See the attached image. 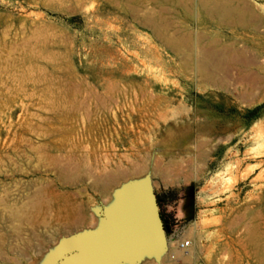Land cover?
I'll use <instances>...</instances> for the list:
<instances>
[{
	"label": "rangeland",
	"instance_id": "374dc122",
	"mask_svg": "<svg viewBox=\"0 0 264 264\" xmlns=\"http://www.w3.org/2000/svg\"><path fill=\"white\" fill-rule=\"evenodd\" d=\"M245 1L256 29L163 15L219 41L198 47L209 83L193 46L175 52L127 0H0V264H61L146 176L168 235L196 233L201 255L186 262L168 239L169 255L137 264H264V0Z\"/></svg>",
	"mask_w": 264,
	"mask_h": 264
},
{
	"label": "water",
	"instance_id": "95a60500",
	"mask_svg": "<svg viewBox=\"0 0 264 264\" xmlns=\"http://www.w3.org/2000/svg\"><path fill=\"white\" fill-rule=\"evenodd\" d=\"M167 228L153 180L146 176L124 186L101 227L69 238L58 257L61 264H137L146 256L160 257L168 244Z\"/></svg>",
	"mask_w": 264,
	"mask_h": 264
},
{
	"label": "bare ground",
	"instance_id": "6f19581e",
	"mask_svg": "<svg viewBox=\"0 0 264 264\" xmlns=\"http://www.w3.org/2000/svg\"><path fill=\"white\" fill-rule=\"evenodd\" d=\"M149 4L151 7H148ZM176 7L182 8L185 12L195 15L197 18V28L208 24V22L201 19V16L204 15L207 18L213 19L217 24L240 27L243 29H256V25H258L257 19L250 5H248L245 0H127L128 10L135 15L138 14L141 23L149 27L160 41L175 52L187 51L189 53L191 52V46H193V54H188L187 63L190 61L193 63L192 66H194L195 77L199 81L202 80L215 83L216 79L213 72L210 70L211 67L209 64L212 57L208 51H203L198 47L200 45L216 47L219 45V41L216 39L207 41L206 37L200 35L198 32L192 37L188 32H183L180 28L177 29L176 23L170 22L163 16L165 14L168 15L177 12L178 8ZM140 13L142 14L140 15ZM201 47L203 48V46ZM183 112L186 113L187 116L190 114L186 109L183 110ZM160 116L166 121L169 118V112L163 111L160 113ZM173 122L176 121L173 120ZM67 220L68 221L62 222H80L73 221L71 215L67 216ZM192 237L191 247L181 251V257L186 262H196L201 255V245L198 243L196 233H193ZM252 237L257 238L256 253L258 257L263 260L262 263H264V234L253 231ZM169 251L170 243L168 242L166 248L162 250V256L165 257L169 255Z\"/></svg>",
	"mask_w": 264,
	"mask_h": 264
},
{
	"label": "built area",
	"instance_id": "2783aa9c",
	"mask_svg": "<svg viewBox=\"0 0 264 264\" xmlns=\"http://www.w3.org/2000/svg\"><path fill=\"white\" fill-rule=\"evenodd\" d=\"M168 239L172 242L173 245H175L176 249L179 251H184L191 247L192 240L191 239H179L175 234H169ZM173 259H175V255L172 254L171 256Z\"/></svg>",
	"mask_w": 264,
	"mask_h": 264
},
{
	"label": "trees",
	"instance_id": "16d2710c",
	"mask_svg": "<svg viewBox=\"0 0 264 264\" xmlns=\"http://www.w3.org/2000/svg\"><path fill=\"white\" fill-rule=\"evenodd\" d=\"M157 198H158L159 206H161V204H162V199H161L159 196H157ZM161 215H162V218H163V220H164L165 225L168 226L167 229H168V231H169V230H170L169 222H168L167 218L165 217V215H164L163 213H161Z\"/></svg>",
	"mask_w": 264,
	"mask_h": 264
}]
</instances>
